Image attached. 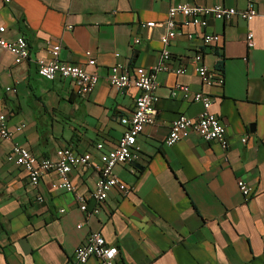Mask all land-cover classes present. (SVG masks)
<instances>
[{
	"label": "crops",
	"instance_id": "0c3cea01",
	"mask_svg": "<svg viewBox=\"0 0 264 264\" xmlns=\"http://www.w3.org/2000/svg\"><path fill=\"white\" fill-rule=\"evenodd\" d=\"M179 3H223L239 10L252 4L258 15L252 21L211 19L205 30L188 27L194 39L172 40L166 60L161 40L169 9ZM149 22L156 26H143ZM1 25L6 38L27 39L30 57L16 64L12 54L0 51V115L14 131L12 140L0 139V264H67L93 231L119 249L116 264H264V0H0ZM202 33L220 35L221 43L205 46ZM52 45H61V61L99 75L87 98L70 79L48 81L38 74V62L50 59ZM197 53L211 69L223 63V87L203 85L191 61ZM119 60L131 69L164 63L186 72L157 74L155 123L137 137L140 168L126 163L115 169L131 190L124 195L113 189L101 212L88 219L75 193L52 187L54 172L33 186L9 153L19 144L42 160L70 147L91 153L98 163L102 153L116 148L139 95L135 87L119 91L110 84V69ZM178 84L212 95L211 112L226 126L228 150L196 134L165 145L174 120L203 110L182 93L173 97ZM71 179L92 210L97 173L77 168ZM239 179L253 189L248 202ZM86 264L99 263L90 258Z\"/></svg>",
	"mask_w": 264,
	"mask_h": 264
},
{
	"label": "built area",
	"instance_id": "2783aa9c",
	"mask_svg": "<svg viewBox=\"0 0 264 264\" xmlns=\"http://www.w3.org/2000/svg\"><path fill=\"white\" fill-rule=\"evenodd\" d=\"M257 15L258 11L252 4L244 10L227 7L223 3L212 6L188 3L173 5L169 9L168 19L165 23L166 34L161 40L164 46L162 58L167 60L171 57L167 47L177 37L194 39L195 32L185 30L188 27L205 30L211 19L231 21L234 17L239 16L246 21H252ZM178 18L181 20L179 21ZM143 26L155 27L156 23L149 22ZM68 28L70 29L72 26ZM6 30L4 25L0 26V51L12 54L16 64L25 63L30 57L27 39L24 36L8 39L5 36ZM201 38L204 45L212 49L221 43V36L218 34L202 33ZM135 42L140 43V39H136ZM246 45L250 50L255 47V36L252 31L246 36ZM60 51L61 45L49 46L51 57L38 62V74L48 81H54L57 78L70 79L75 83L77 94L87 98L95 90L99 82V75L96 72L88 71L83 66L61 61ZM115 56L119 59L121 57L119 53H116ZM191 61L196 66L197 74L205 87H223L225 81L222 73L206 65L201 53H197ZM245 61L247 62L248 58H245ZM88 65L94 67L95 59H89ZM160 71H169L178 75H183L186 72L184 67L173 69L164 63H160L152 69L143 67L131 69L121 60L111 67L108 78L110 84L119 91L135 87L138 89L139 95L136 98L131 117L123 120L127 124L124 135L120 138L116 148L99 156L98 163L93 161L91 153H77L70 147L59 149L56 158L39 160L28 148L19 144L12 146L9 159L14 160L16 165L27 173L33 186H37L46 173L54 172L58 176V180L52 186L54 189L75 193L79 209L88 219L98 215L113 189L118 188L124 195L131 190L121 181L115 169L120 164L132 163L140 158L137 137L145 131L147 126L155 123L157 115L155 104L158 101L156 91L159 85L157 74ZM5 90L7 92L15 91L11 87H6ZM179 93H182L184 98L201 104L203 110L197 117L183 114L174 120L165 139V145L171 147L190 134H196L205 142H217L225 151L228 150L230 140L226 126L211 112L212 95L204 90L194 92L189 86L183 84L176 85L172 95L176 97ZM22 130L23 126L17 128V131ZM13 135L14 131L10 130L6 115H0V139L12 140ZM246 141L247 138L243 139V142ZM96 148L102 150L103 144H98ZM77 168H93L98 175L96 186L91 193V198L95 202V207L92 210L88 208L87 199L76 192L72 182L71 175ZM237 184L244 201L248 202L253 196L252 187L243 179H239ZM38 200L39 202L44 201L43 197H39ZM64 211L61 210V212ZM81 227L82 224L78 225V228ZM118 256L119 249L108 245L101 231H93L75 250L72 260L67 264H86L90 258L97 259L99 264H116Z\"/></svg>",
	"mask_w": 264,
	"mask_h": 264
},
{
	"label": "trees",
	"instance_id": "16d2710c",
	"mask_svg": "<svg viewBox=\"0 0 264 264\" xmlns=\"http://www.w3.org/2000/svg\"><path fill=\"white\" fill-rule=\"evenodd\" d=\"M222 67H223V63L220 61V62H218V64H217V68H216V70L222 73Z\"/></svg>",
	"mask_w": 264,
	"mask_h": 264
},
{
	"label": "water",
	"instance_id": "95a60500",
	"mask_svg": "<svg viewBox=\"0 0 264 264\" xmlns=\"http://www.w3.org/2000/svg\"><path fill=\"white\" fill-rule=\"evenodd\" d=\"M132 164H133L135 167L140 168V165H139L138 163H136V162H132Z\"/></svg>",
	"mask_w": 264,
	"mask_h": 264
}]
</instances>
